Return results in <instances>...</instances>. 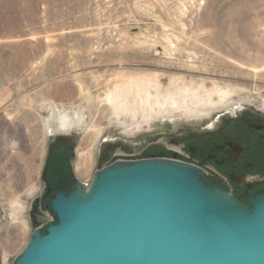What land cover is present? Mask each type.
<instances>
[{"label": "rangeland", "instance_id": "obj_1", "mask_svg": "<svg viewBox=\"0 0 264 264\" xmlns=\"http://www.w3.org/2000/svg\"><path fill=\"white\" fill-rule=\"evenodd\" d=\"M131 77L156 80L152 95L174 96L177 109L152 122L116 117L101 99ZM218 90L232 96L221 100ZM49 102L73 125L83 111L85 123L103 135L87 147L85 130L63 123L47 129ZM243 107L264 113V0H0V264H12L35 228L56 221L49 201L32 221L55 138H65L55 141L49 163L56 193L69 190L75 177L89 184L118 158L148 157L149 147L164 143L159 132L201 127ZM120 139L133 148L100 157L105 141ZM81 148L91 157L78 174Z\"/></svg>", "mask_w": 264, "mask_h": 264}, {"label": "water", "instance_id": "obj_2", "mask_svg": "<svg viewBox=\"0 0 264 264\" xmlns=\"http://www.w3.org/2000/svg\"><path fill=\"white\" fill-rule=\"evenodd\" d=\"M49 147L35 228L12 264H264V191L242 201L205 170L166 157L117 159L52 196ZM32 207V221L36 222Z\"/></svg>", "mask_w": 264, "mask_h": 264}, {"label": "flooded vegetation", "instance_id": "obj_3", "mask_svg": "<svg viewBox=\"0 0 264 264\" xmlns=\"http://www.w3.org/2000/svg\"><path fill=\"white\" fill-rule=\"evenodd\" d=\"M158 134L163 136L164 143L156 142L158 145L149 147L148 157L174 158L199 166L205 170L203 178L208 186L219 185L245 202L264 191V113L240 108L223 113L201 127L181 129L176 134L165 131ZM149 140L157 141L156 137ZM116 148L133 147L126 140L105 141L100 157ZM49 181L54 197L60 191L55 193V186ZM48 201L49 198L41 201L39 196L34 200L35 220L41 206Z\"/></svg>", "mask_w": 264, "mask_h": 264}, {"label": "bare ground", "instance_id": "obj_4", "mask_svg": "<svg viewBox=\"0 0 264 264\" xmlns=\"http://www.w3.org/2000/svg\"><path fill=\"white\" fill-rule=\"evenodd\" d=\"M150 83H151V80H149V79L145 80V77H141V78L140 77H131L128 79H122L119 82L115 83L113 86H111V88L106 92V96L104 97V99L102 98L101 100L105 101L106 103H108L110 105V108H112L114 111L113 114H115L116 117H118V118L121 115H123V116L128 115L127 117L131 116L135 120H138L141 118V121H143V122L144 121L145 122H152V121L156 120V118L159 117L160 115L165 117L166 116L165 114L168 113V112L165 113L166 110H168L170 113L171 109L169 110L168 109L169 107H172L174 110H176L179 101L177 100V98H175L174 96H172L170 94H168L166 96L160 92H158L156 96H153L152 93L150 92L151 84L155 83V85H154L155 88H158L159 83L156 80H155V82H153L151 84ZM217 92L220 93V99L221 100L226 99L228 96L230 97V95L232 94V92L230 90H218ZM132 93H133V95H134V93H136V97L134 98L135 100L133 99L134 103L132 102L133 104L130 105L129 98H130V94H132ZM177 95L180 98L186 97L184 90H179ZM101 100H100V102H101ZM156 105L158 106L157 107L158 109L155 108ZM139 107L142 108L141 113H140ZM47 108H48L50 115H51L50 119L48 118V120L46 122L47 123V125H46L47 129H49L52 126V124H54V123L55 124H62L63 123L62 125L64 126V129H73L74 128L73 126H75L76 128H78L80 130H85V132L87 134L85 136H83V140H84V143L87 147L90 146L92 141H95V140H93V138L98 139L101 134L103 135V133H102L103 129H101V128H100L101 130H99V128L97 129L96 124H90V123L86 124L85 123V118H84L85 113L83 111H79L76 113V117H75L76 123H75V125H73V123H70L67 120L66 116L69 113L60 111L61 108L59 109L55 103L49 102V104L47 105ZM82 109H83V107H82ZM89 118H88V120H89ZM162 119H163V117H162ZM119 124H121L125 127H128L130 125L129 122H125V121H119ZM90 157H91V154L89 153V150L81 148L78 151L77 162L75 165V170H76V172H78V174L84 173L87 165L89 164ZM15 202H16V200H15ZM15 202H13V203H15ZM22 206H24V205H22ZM21 208L24 209L23 207H21ZM10 209L12 210L13 208H10ZM15 210H17V207L16 208L14 207V209L9 214L12 215V214L17 213V211H15ZM11 218H13V217H11ZM12 222L14 224V221H12ZM9 224H7V225H9ZM8 235H9V233H8Z\"/></svg>", "mask_w": 264, "mask_h": 264}, {"label": "built area", "instance_id": "obj_5", "mask_svg": "<svg viewBox=\"0 0 264 264\" xmlns=\"http://www.w3.org/2000/svg\"><path fill=\"white\" fill-rule=\"evenodd\" d=\"M118 159H123V158H118ZM15 258V257H14ZM6 262L9 264V259L6 260ZM11 264V263H10Z\"/></svg>", "mask_w": 264, "mask_h": 264}, {"label": "trees", "instance_id": "obj_6", "mask_svg": "<svg viewBox=\"0 0 264 264\" xmlns=\"http://www.w3.org/2000/svg\"><path fill=\"white\" fill-rule=\"evenodd\" d=\"M56 220V219H55Z\"/></svg>", "mask_w": 264, "mask_h": 264}]
</instances>
